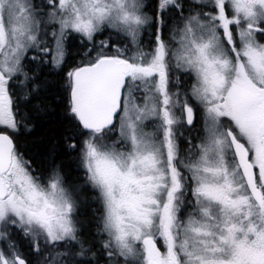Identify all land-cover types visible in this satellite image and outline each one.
Listing matches in <instances>:
<instances>
[{"label":"snow or ice","instance_id":"1","mask_svg":"<svg viewBox=\"0 0 264 264\" xmlns=\"http://www.w3.org/2000/svg\"><path fill=\"white\" fill-rule=\"evenodd\" d=\"M0 264H264V0H0Z\"/></svg>","mask_w":264,"mask_h":264},{"label":"trees","instance_id":"2","mask_svg":"<svg viewBox=\"0 0 264 264\" xmlns=\"http://www.w3.org/2000/svg\"><path fill=\"white\" fill-rule=\"evenodd\" d=\"M52 104L53 107L56 108V100L54 98L52 99ZM60 122H61V118L59 115V109L56 108V111L53 112L50 117L45 118L41 123L37 125V129L35 130V133L33 134V136L29 137V140L38 141L50 129H55L56 133L58 134V132L60 131V127H59ZM84 211L85 212L88 211L87 205L85 206Z\"/></svg>","mask_w":264,"mask_h":264}]
</instances>
